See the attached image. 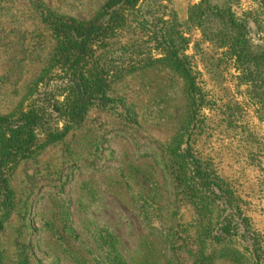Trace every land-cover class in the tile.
Masks as SVG:
<instances>
[{
  "label": "rangeland",
  "instance_id": "obj_1",
  "mask_svg": "<svg viewBox=\"0 0 264 264\" xmlns=\"http://www.w3.org/2000/svg\"><path fill=\"white\" fill-rule=\"evenodd\" d=\"M107 1L0 0V119L45 110L7 181L0 264H264V0H152L153 27L129 32L140 47L123 57L177 51L196 91L156 63L115 82L112 103L63 132L45 104L61 82L43 20L95 21ZM179 155L209 166L240 213L206 192L196 204ZM230 217L239 230L226 236L218 228Z\"/></svg>",
  "mask_w": 264,
  "mask_h": 264
},
{
  "label": "trees",
  "instance_id": "obj_2",
  "mask_svg": "<svg viewBox=\"0 0 264 264\" xmlns=\"http://www.w3.org/2000/svg\"><path fill=\"white\" fill-rule=\"evenodd\" d=\"M151 1L108 0L102 8L100 19L90 22L58 18L52 14L45 15L43 22L49 27L56 41L55 52L49 60V69L57 68L60 71L57 79L61 82L59 86L49 87L45 104L57 113L58 118L68 123L64 126L63 132L81 121L91 106L112 103L109 92L115 82L156 63L164 62L174 69L185 81L189 95L196 91L192 72L179 58L177 51L166 53L163 59L158 60L147 57L130 61L123 57L128 53V49L138 50L140 47L130 39L131 37H127V34L131 32L134 35L139 33L143 35V32L153 27L156 17L149 11ZM141 4L146 9L145 12L140 13L143 14L142 18L134 14L140 12ZM190 18L192 19V13ZM125 36L126 43L117 40L118 37L124 39ZM129 41H132V44L128 46ZM238 58L245 62L250 60L244 47L240 48ZM44 112L42 107L39 109L32 107L29 113L21 115L5 127L7 119H0V228L11 211L7 181L14 172L16 164L27 156L36 141L35 128ZM56 133L59 136L60 133L57 131ZM188 156L191 158L188 162L184 155H179L178 158L184 171L187 169V173L192 175L183 179L192 200L196 204L202 203L204 197L199 195V192L205 196L208 193L222 201L225 208L231 210V214L240 213L238 200L215 172L194 156ZM218 230L223 235L233 236V230L236 232L239 227L230 217L224 219ZM255 247L251 245L252 251L255 250L254 254H257L258 250Z\"/></svg>",
  "mask_w": 264,
  "mask_h": 264
}]
</instances>
